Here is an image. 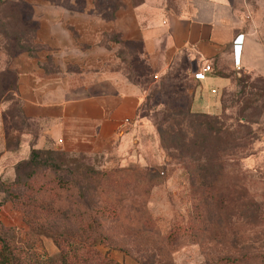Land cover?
<instances>
[{"label":"rangeland","instance_id":"374dc122","mask_svg":"<svg viewBox=\"0 0 264 264\" xmlns=\"http://www.w3.org/2000/svg\"><path fill=\"white\" fill-rule=\"evenodd\" d=\"M68 1L0 0V45L7 53L41 51L36 32L43 37L47 33L44 18L53 8L50 3ZM72 1L87 2L92 11L101 2V46H95L88 30L86 47L92 55L96 48L105 67L118 66L143 86L140 117L123 144L67 152L76 158L70 160L76 164L73 173L54 170L38 158L20 165L18 178L30 188L9 183L11 158L16 156L5 158L0 145L1 234L47 264L58 262L59 247L74 245L83 255L96 249L104 264H264V76L232 67L225 50L211 65L229 76L216 90L226 108L210 114L212 119L200 117L207 126L172 124L194 83L175 69L153 71L137 37L124 34L132 6L141 0ZM182 3L163 0L173 10ZM59 14L67 15L63 10ZM65 54L58 58L61 66ZM1 77L0 98H7L11 74L5 71ZM7 99L0 107L9 114L4 125L8 130L24 127L13 116L14 101ZM11 136L8 144L14 142ZM20 148L8 154H20ZM186 149L191 153L180 157ZM23 201L47 209L34 215L19 206ZM88 233L103 238L89 243Z\"/></svg>","mask_w":264,"mask_h":264},{"label":"crops","instance_id":"0c3cea01","mask_svg":"<svg viewBox=\"0 0 264 264\" xmlns=\"http://www.w3.org/2000/svg\"><path fill=\"white\" fill-rule=\"evenodd\" d=\"M50 4L53 8L44 18L47 33L43 37L36 32L41 51L7 53L0 48V75L11 74L13 116L24 126L8 130L4 121H10L9 114L0 108L3 155L16 156L11 158L9 179L15 162L27 157L31 147H58L72 153L103 150L128 141L140 117L143 86L120 67H105L96 48L92 55L86 47L91 41L88 30L93 31L95 46L97 42L101 46V2L98 7L94 4L93 11L87 2ZM62 10L67 15L59 14ZM127 18L124 34L137 37L153 71L175 69L194 83L189 97L192 111H220L216 90L229 82V76L211 63L225 50L232 67L264 76V0H183L177 10L164 7L163 0H141ZM236 38L240 46L235 47ZM64 52L67 61L61 66L58 58ZM202 62H209L211 70L203 79H195L192 73ZM7 100L0 98V107ZM11 133L14 142L8 144ZM23 137L28 140L22 146ZM19 148L20 154H8Z\"/></svg>","mask_w":264,"mask_h":264},{"label":"trees","instance_id":"16d2710c","mask_svg":"<svg viewBox=\"0 0 264 264\" xmlns=\"http://www.w3.org/2000/svg\"><path fill=\"white\" fill-rule=\"evenodd\" d=\"M0 48L4 51L7 50L2 45H0ZM0 79H1V75H0ZM0 88H2V87H0ZM9 97H7V98H9ZM220 105H221V109L219 112H221L223 109L226 108V105H224V102L220 101ZM179 112H180L179 118L178 119L172 118L171 123L172 124H179L181 122H184L186 124V126H189L191 128H194V127H197L200 125L207 126L209 124L208 121L200 122V120H199L200 117H203V118L205 117V119H207V118L212 119L214 117V116H211L210 114H212V113H209V112L190 110L189 100L187 101V103L183 106V108ZM219 112H217V113H219ZM168 118L169 117H167V114H166V117H164L165 121ZM160 123H161V121H160ZM160 123L159 122L156 123V129L161 132L162 126L160 125ZM168 127L170 128V126H168ZM190 153H191V150L186 149V150L180 152V157H181V155H189ZM67 155H68L67 151L62 150L60 148L31 147L27 157L20 158L15 162V164H14V176H13V178L8 179V180H10L9 183L13 184V185L23 184L24 187H27L28 184L25 181H20L18 178V173H17L18 167L22 164H28L29 162H31V160H35L37 158L40 160L39 162H45L54 170L63 169L65 172L73 173L72 167L73 166L75 167L76 164L70 163V160H76V158L68 157ZM180 157H179V159H180ZM202 168H203V165H202ZM76 169H78V168L76 167L75 170ZM80 169H82V171H84V169L82 167ZM57 180H61L59 176H58ZM57 180H56V182H57ZM63 180H65V179H63ZM41 186L42 185L39 184L37 186V188H39ZM13 195L16 196V194H13ZM30 199L34 200L33 198H30ZM19 206L26 211H32V214H34V215L39 213V209H42V210L47 209L46 205H44V204L38 205V203L35 204V201H30V202L29 201H23V202L19 203ZM37 225L42 226L41 223H36L35 226H37ZM87 237H90L89 243L94 242V244H95V242L100 241L103 238V236L101 234H96V233H93V234L91 233V235L88 233ZM53 239L56 241V244L59 247V242H57L55 237H53ZM79 246L81 247L82 244H80ZM77 248L79 249V247L77 245H74L73 247H69V248L68 247H63V248L59 247L58 253H57L58 255L56 256L57 258L56 257L55 258L58 260L59 264H82L80 262L76 263L78 258L83 260V262H84L83 264H104V260L98 254H96L98 252L96 251V249L93 248V246H92L93 250L90 249V252H92V254H90L89 249H87L86 251H88V253H86V255L85 254L83 255L81 252H78ZM26 251L27 250L22 249L21 246L15 245V244H12L11 242H9L0 232V264H47V260L45 261V259L44 260L40 259V260L36 261ZM78 254H79V256H78ZM76 256H78V257H76ZM72 257H74L76 259H73ZM58 262L55 260L53 264H58Z\"/></svg>","mask_w":264,"mask_h":264},{"label":"built area","instance_id":"2783aa9c","mask_svg":"<svg viewBox=\"0 0 264 264\" xmlns=\"http://www.w3.org/2000/svg\"><path fill=\"white\" fill-rule=\"evenodd\" d=\"M238 41H239V42H238ZM233 44L235 45V47L237 46V44H238V46H240V39H239V38L234 39V40H233ZM210 70H211L210 63H209V62H202V63L199 65L198 69L195 70V71L192 73V76H193V78H195V79H199V80H201V79H203V78L205 77L206 73H207L208 71H210ZM211 90L214 91L213 88H212Z\"/></svg>","mask_w":264,"mask_h":264}]
</instances>
